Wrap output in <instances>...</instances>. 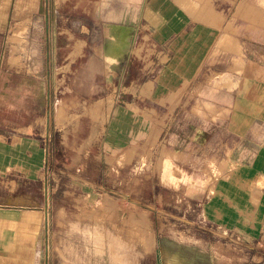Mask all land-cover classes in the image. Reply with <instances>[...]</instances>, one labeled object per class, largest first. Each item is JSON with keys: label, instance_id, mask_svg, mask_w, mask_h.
Returning a JSON list of instances; mask_svg holds the SVG:
<instances>
[{"label": "crops", "instance_id": "crops-1", "mask_svg": "<svg viewBox=\"0 0 264 264\" xmlns=\"http://www.w3.org/2000/svg\"><path fill=\"white\" fill-rule=\"evenodd\" d=\"M25 22L41 61L0 63V264H264L170 221L264 243V0H0V32ZM52 70L88 93L46 181Z\"/></svg>", "mask_w": 264, "mask_h": 264}, {"label": "rangeland", "instance_id": "rangeland-1", "mask_svg": "<svg viewBox=\"0 0 264 264\" xmlns=\"http://www.w3.org/2000/svg\"><path fill=\"white\" fill-rule=\"evenodd\" d=\"M56 1L61 3L62 0ZM37 30L38 28L31 29L27 22L20 26H12L6 30H2L0 32V63L14 66L17 63H26V65H29L30 62L33 63L35 60L40 62V43L37 38L31 37V35H38ZM96 45L101 47L103 44ZM46 53L48 55L50 54L49 44ZM58 72L55 73L54 71L51 75H49L51 92L48 94V109L45 112L44 131L40 135L42 141L47 144L46 146L49 149L47 155V178L53 171L51 155L53 151L54 133L58 131L60 127L64 126L66 122L73 120L78 114H80V104L85 101L83 95L88 93L86 91L78 90L76 87L72 88V82L75 80V75L58 74ZM80 86L85 87V84ZM99 93L100 91L96 92V94ZM59 101H63L65 105L58 113L56 105ZM170 221L175 229H179L180 231L183 230L192 236L195 234L196 237H199V235L202 234L207 236L209 235L216 241H220L223 246V250L226 251V249L230 250L234 248L235 252L238 251L240 256L246 254V250L248 248H250L252 253L264 250V243L259 244L258 242H255L251 244L242 239H238L239 241L236 242V237L211 227L210 225L202 222L200 218L180 215L173 217ZM232 238L235 239L237 246L234 244Z\"/></svg>", "mask_w": 264, "mask_h": 264}, {"label": "bare ground", "instance_id": "bare-ground-1", "mask_svg": "<svg viewBox=\"0 0 264 264\" xmlns=\"http://www.w3.org/2000/svg\"><path fill=\"white\" fill-rule=\"evenodd\" d=\"M64 102L63 101H59L58 103H57V105H56V110H57V112L59 113L60 112V110H62V108L64 107ZM55 110V111H56ZM112 228V227H111ZM115 228V227H114ZM116 231V230H115ZM101 232V231H100ZM121 234V233H120ZM122 235V234H121ZM129 239V238H128ZM129 242V241H128ZM101 245H102V242H101ZM51 249V248H50ZM52 250V249H51ZM50 250V251H51ZM52 252V251H51ZM59 253V252H58ZM112 254V253H111ZM110 254V255H111ZM51 255V254H50ZM114 258V257H113ZM64 259V258H63Z\"/></svg>", "mask_w": 264, "mask_h": 264}, {"label": "built area", "instance_id": "built-area-1", "mask_svg": "<svg viewBox=\"0 0 264 264\" xmlns=\"http://www.w3.org/2000/svg\"><path fill=\"white\" fill-rule=\"evenodd\" d=\"M43 142V141H42ZM43 145H44V147H45V149H46V151H47V155H48V151H49V149H48V147L46 146L47 144L46 143H44L43 142ZM48 157H47V163H46V166H45V169H44V177H45V180L47 181V174H46V172H47V167H48ZM237 239H240L238 236H235Z\"/></svg>", "mask_w": 264, "mask_h": 264}]
</instances>
